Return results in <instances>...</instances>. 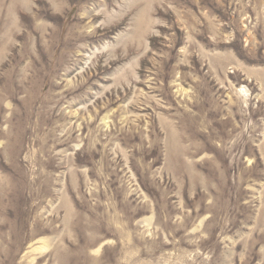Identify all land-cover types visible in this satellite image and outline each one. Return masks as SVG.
<instances>
[{
  "label": "rangeland",
  "instance_id": "1",
  "mask_svg": "<svg viewBox=\"0 0 264 264\" xmlns=\"http://www.w3.org/2000/svg\"><path fill=\"white\" fill-rule=\"evenodd\" d=\"M0 264H264V0H0Z\"/></svg>",
  "mask_w": 264,
  "mask_h": 264
}]
</instances>
